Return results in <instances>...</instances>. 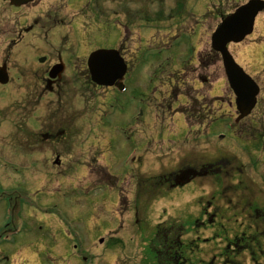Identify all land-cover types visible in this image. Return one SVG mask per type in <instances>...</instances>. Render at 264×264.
Returning a JSON list of instances; mask_svg holds the SVG:
<instances>
[{
    "label": "rangeland",
    "instance_id": "rangeland-1",
    "mask_svg": "<svg viewBox=\"0 0 264 264\" xmlns=\"http://www.w3.org/2000/svg\"><path fill=\"white\" fill-rule=\"evenodd\" d=\"M247 2L158 0V6H127L130 13L119 18L123 23H118V30L88 38L96 41L93 47L98 42L114 44L119 31H125L122 42L133 52L130 59H135L125 78L128 91L115 102L128 113L120 125L123 133L113 138L104 133L107 120L101 122L100 114L111 92L106 97V92L97 91L100 97L95 98L87 70L72 69L78 73L71 75L76 86L64 97L66 136L51 143L33 139L38 144L35 149H27L35 145L26 135L17 139L19 148L14 149L8 135L27 130L16 107L28 98L29 91L0 90V228L7 224L17 228L20 245L30 239L46 242L48 250L41 264H75V252L83 261L91 258L80 264H163L162 246L178 239L180 233L184 234L180 241L185 244V256L192 264L214 259L219 264L228 240L235 233L247 232L253 211L264 213V15L257 18L252 37L230 46L236 62L261 88L257 108L238 125L235 97L210 40L220 18ZM105 8L99 17L100 28L106 24L117 28L116 6ZM66 13L68 21L72 20L75 12L67 8ZM203 16L204 23H199ZM86 26L82 30L85 40ZM60 34L56 32L49 40L40 37L41 51L56 50L61 45ZM47 40L54 47L46 50ZM200 53L208 56L206 68L199 66ZM86 61L73 60L72 66L85 67ZM155 90L158 98L153 96ZM53 98L45 97L42 105ZM191 99L196 100L188 119L182 112L190 110ZM39 115L36 112L35 117ZM126 121L132 125L130 131ZM219 133H225V139ZM205 163L223 164L221 177L213 174L179 188L158 182L160 175L182 166ZM104 171L119 178L130 174L119 190L121 196L101 191L99 184L106 183L102 182ZM139 178L141 191L136 187ZM205 211L218 212L212 217L214 223L209 224ZM199 222L206 227L198 226ZM191 241L196 244L186 248Z\"/></svg>",
    "mask_w": 264,
    "mask_h": 264
},
{
    "label": "flooded vegetation",
    "instance_id": "flooded-vegetation-1",
    "mask_svg": "<svg viewBox=\"0 0 264 264\" xmlns=\"http://www.w3.org/2000/svg\"><path fill=\"white\" fill-rule=\"evenodd\" d=\"M23 2L25 0H0V68L5 69L4 71L7 73L9 79V83L6 86L0 84V88H20L29 91L28 98L24 100L23 104L16 107V111L20 110L22 113L20 121L27 123V130L11 131L8 135H10L12 145L16 146L14 149L19 148L17 139L25 135L35 145V147H27V149H35L38 148V144L33 139L42 140L43 143L60 142L67 133V129H65L67 113L64 104L66 99L64 97L70 96L71 87L76 83L73 82L71 75L77 74V71L82 72L83 70H87L86 66L73 67V60L88 58V55L98 49H113L118 50L120 55L125 59L128 65L127 74L134 68L130 59L132 52L129 50L128 44L124 41L122 42L125 31H119V38L114 44L98 42V46L93 47L96 41L93 42L92 39L90 42L88 38L98 37V33L102 37H105L107 34H110L112 28L118 30L120 28L118 23H123L120 22L119 18L121 16H128L130 13L127 6H158V0H33L28 3ZM105 5L116 6L114 25H118L117 28L112 26L110 29L107 24L104 29L100 28L99 17H103L104 11L108 10V8H105ZM71 6H77L75 7L77 9H71ZM67 8L75 12L72 20L69 21L66 16ZM187 19L189 20V15H187ZM78 23H82L83 26L87 25L86 40L82 36L84 27L78 26ZM92 24L95 25L93 29ZM56 32H61L57 36L60 37L61 45L59 44L57 48L55 47L56 50H51L47 53L42 52L41 45L44 44L40 37L44 39L47 37L49 40L50 36L52 38L56 37ZM48 40L45 45L46 50L48 49L47 47H54L53 42L49 44ZM20 53L21 55H19ZM42 59L44 61L41 62ZM200 61L202 66L206 65L203 54L200 55ZM59 65H63L61 67L63 68L62 73L58 78L51 79L50 73L52 69ZM72 69L77 71L73 72ZM90 87L95 90V96L99 95L97 91L106 92V97L111 92L109 96L111 100L109 102L117 100L118 89L116 87L100 88V86L94 85ZM49 96L54 97L53 99L55 100L51 99L42 105L45 97L49 98ZM112 105L111 103L102 105L101 121L103 122L105 117L107 120H113L112 123L107 121L104 125V127H107L104 128V133L113 138L114 134L122 131L123 127L120 125L128 113L123 106L124 108L121 107L118 109L119 111H116L118 115L122 116V119L115 121L114 113L111 114L110 118H107L109 116L107 113L109 110L108 106L112 108ZM36 112L40 114L37 117H35ZM104 115L105 117H103ZM39 119H42V121ZM0 123L2 122L0 121ZM16 125L18 128L19 124L17 122ZM125 126L130 129L132 125L127 122ZM31 128L32 130H30ZM114 137H117V135ZM30 141L27 143V146L30 144ZM22 148H26V146L22 145ZM36 151L38 150L36 149ZM135 160L136 158L133 157V163ZM222 166L223 164L216 166L210 163L202 164L200 167H196V165L182 166L177 173L161 176L159 180H161L162 184L171 187L175 186V179H179L187 173L192 174L195 179L209 177L213 174L215 176L222 175L224 170ZM117 168L119 172V165ZM125 171H128V169ZM129 175L127 172L123 176L120 175L119 178L109 171H104L102 182L106 181V184H103L101 187H106L104 189L107 192L117 193L118 196H121L119 190L126 182V176ZM139 176L142 177V174L139 173ZM140 179L136 187L141 191L143 186L141 183L142 179ZM253 212V215L248 217L251 225L245 227L247 232L245 235L235 233L228 240V243H226L220 253L219 260L221 262L219 264H264V213L258 210ZM204 214L210 221L209 224H211L214 223L212 217L217 216L218 212L205 211ZM25 233L28 236L32 235L29 232ZM17 235V228H11L8 224L0 228V264H40L46 256L45 252L48 250L46 242L44 244L35 243L32 241L33 239H30L25 245H20L16 241ZM173 247V245H167L166 249L168 253L172 252ZM74 248L76 247L74 246ZM73 256L75 264H80V261H83V257L78 256L76 253ZM84 260L86 261L85 258ZM181 262L172 260L171 264H180ZM154 264H158V262ZM207 264H217L216 259Z\"/></svg>",
    "mask_w": 264,
    "mask_h": 264
},
{
    "label": "water",
    "instance_id": "water-1",
    "mask_svg": "<svg viewBox=\"0 0 264 264\" xmlns=\"http://www.w3.org/2000/svg\"><path fill=\"white\" fill-rule=\"evenodd\" d=\"M263 10L264 2L260 0L250 1L249 4L239 8L234 14L223 18L222 24L211 39L212 50L221 55L225 74L236 96V106L240 115L237 123L252 113L257 104L256 98L260 93V88L235 62L228 50V45L240 43L251 35L255 19ZM88 66L92 81L99 86H111L117 81L121 83L126 73V66L115 51H98L92 54ZM4 83H7V80Z\"/></svg>",
    "mask_w": 264,
    "mask_h": 264
},
{
    "label": "trees",
    "instance_id": "trees-1",
    "mask_svg": "<svg viewBox=\"0 0 264 264\" xmlns=\"http://www.w3.org/2000/svg\"><path fill=\"white\" fill-rule=\"evenodd\" d=\"M186 115L188 116V119H191V117L189 116V114L186 113ZM170 244L175 245V247L172 249L173 251V255H170L169 258L171 260H180L182 258H184L182 252H183V243L181 241H179L178 239L176 240H172V241H168ZM168 259V256L166 257Z\"/></svg>",
    "mask_w": 264,
    "mask_h": 264
}]
</instances>
